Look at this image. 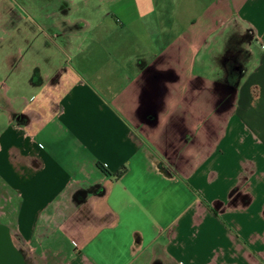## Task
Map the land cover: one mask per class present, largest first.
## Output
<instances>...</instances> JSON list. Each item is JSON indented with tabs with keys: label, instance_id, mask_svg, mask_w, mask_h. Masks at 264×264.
<instances>
[{
	"label": "crops",
	"instance_id": "0c3cea01",
	"mask_svg": "<svg viewBox=\"0 0 264 264\" xmlns=\"http://www.w3.org/2000/svg\"><path fill=\"white\" fill-rule=\"evenodd\" d=\"M77 1L0 54L17 249L29 264H264V0Z\"/></svg>",
	"mask_w": 264,
	"mask_h": 264
},
{
	"label": "rangeland",
	"instance_id": "374dc122",
	"mask_svg": "<svg viewBox=\"0 0 264 264\" xmlns=\"http://www.w3.org/2000/svg\"><path fill=\"white\" fill-rule=\"evenodd\" d=\"M70 1V0H69ZM68 0H0V54L3 50L12 49L17 46L27 47L32 44L31 37L25 39L28 33H33L32 26L29 22L34 19L35 15L42 13L55 12L58 20L65 18L70 13ZM76 5L81 8V1L73 0ZM180 1V2H179ZM95 5H97L95 3ZM175 9L187 7V2L178 0L173 5ZM41 8V9H40ZM66 13V14H64ZM78 16V13H76ZM30 17V18H29ZM44 20V19H43ZM53 20V19H51ZM51 20H46L51 22ZM45 21V22H46ZM49 25V24H48ZM49 27V26H47ZM3 39V40H2ZM19 71V68H18ZM17 71V75H18ZM21 74V73H20ZM3 191L0 189V208L3 206ZM0 212L2 210L0 209ZM0 223L3 224V218L0 215ZM14 246L17 248L16 239L12 236ZM37 264H55L50 261H37Z\"/></svg>",
	"mask_w": 264,
	"mask_h": 264
},
{
	"label": "water",
	"instance_id": "95a60500",
	"mask_svg": "<svg viewBox=\"0 0 264 264\" xmlns=\"http://www.w3.org/2000/svg\"><path fill=\"white\" fill-rule=\"evenodd\" d=\"M0 264H29L14 246L10 230L0 223Z\"/></svg>",
	"mask_w": 264,
	"mask_h": 264
},
{
	"label": "trees",
	"instance_id": "16d2710c",
	"mask_svg": "<svg viewBox=\"0 0 264 264\" xmlns=\"http://www.w3.org/2000/svg\"><path fill=\"white\" fill-rule=\"evenodd\" d=\"M124 172H125V169L122 168L120 171H118V172L114 175V177L119 178L120 176H122V175L124 174Z\"/></svg>",
	"mask_w": 264,
	"mask_h": 264
},
{
	"label": "built area",
	"instance_id": "2783aa9c",
	"mask_svg": "<svg viewBox=\"0 0 264 264\" xmlns=\"http://www.w3.org/2000/svg\"><path fill=\"white\" fill-rule=\"evenodd\" d=\"M261 48H263V47L261 46Z\"/></svg>",
	"mask_w": 264,
	"mask_h": 264
}]
</instances>
